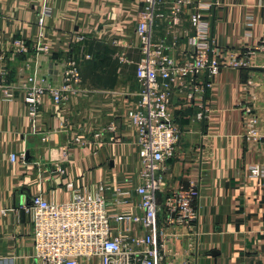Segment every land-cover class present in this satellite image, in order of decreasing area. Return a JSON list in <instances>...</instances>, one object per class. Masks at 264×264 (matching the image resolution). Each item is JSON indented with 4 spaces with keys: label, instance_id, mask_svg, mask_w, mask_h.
Here are the masks:
<instances>
[{
    "label": "crops",
    "instance_id": "0c3cea01",
    "mask_svg": "<svg viewBox=\"0 0 264 264\" xmlns=\"http://www.w3.org/2000/svg\"><path fill=\"white\" fill-rule=\"evenodd\" d=\"M210 1L215 4L204 12L203 22L212 43L248 56L247 48L263 36L264 0ZM196 4L193 0L192 8ZM143 7L144 0H0V264H37L30 221L20 211L31 196L67 202L71 192L65 185L72 182L91 194L99 184L112 185L106 192L111 200L115 188L139 184L135 132L124 114L141 90L135 77L140 58L135 26ZM190 11L179 13L175 23L170 2H155L151 40L171 47L167 53L177 62L187 58L194 34ZM41 30L48 54L34 48L24 56L13 52L16 39L33 47ZM81 35L86 38L78 41ZM122 53L125 61L118 59ZM70 56L87 90L84 95L70 96L58 106L44 95L34 119L20 91L4 99L1 87H15L25 77L58 86ZM248 62L247 68H222L211 78L203 120L196 119L195 104L181 94L171 96L180 137L167 161L165 193L191 183L198 187L199 238L192 264H264V178L250 176V167L261 158L243 139L242 110L250 105L264 134V53ZM206 80L204 73L198 76L200 84ZM111 122L118 128V145L108 141ZM98 132L100 144L94 139ZM76 135L83 136L82 144L73 143ZM58 166L63 175L56 172ZM137 204L133 197L123 212L141 214ZM182 246H175L180 253Z\"/></svg>",
    "mask_w": 264,
    "mask_h": 264
},
{
    "label": "built area",
    "instance_id": "2783aa9c",
    "mask_svg": "<svg viewBox=\"0 0 264 264\" xmlns=\"http://www.w3.org/2000/svg\"><path fill=\"white\" fill-rule=\"evenodd\" d=\"M170 16L176 23L179 13L191 8L189 22L194 34L189 39V53L182 62L170 56L163 43L151 40V25L155 16L156 0H144L135 26L140 58L136 63L135 77L141 86L135 106L125 111L126 125L135 132L134 145L139 151V184L132 188L117 187L113 199L106 197L112 185L99 184L93 194L85 188L67 182L71 192L67 202L53 203L42 195L31 196L22 211L29 219L33 258L37 264H192L199 230V190L196 184L178 186L165 193L167 161L173 157L180 132L173 120L171 96L185 97L186 103L197 106L196 119L203 120L208 112L205 89L211 86V78L222 68H247L248 59L256 53H264V32L260 43L247 48L246 57L234 52H224L209 38L208 27L203 22L204 12L215 2L210 0H168ZM41 30L35 47L23 39L13 42L16 55H27L30 48L42 54L49 53V45L43 42ZM78 36V41L85 39ZM114 44L119 42L114 41ZM249 57V58H248ZM125 61L123 53L118 58ZM207 80L199 83L198 76ZM60 84L52 86L46 80L38 82L25 77L17 83L1 87L4 99H14L16 90L23 94L27 114L34 119L42 97L49 96L54 105L67 102L70 96H82L87 90L82 86L78 65L68 57L60 72ZM250 101V100H249ZM250 104L251 101H250ZM243 139L249 148H255L261 160L250 167V176L264 178V134L259 132L258 118L250 105H244ZM117 125L111 122L106 131L111 134L109 143L120 144ZM101 132L94 135L100 144ZM74 144H82L83 136L76 135ZM15 155L9 156L10 161ZM23 159V155L20 156ZM56 172L65 171L57 167ZM138 198L139 215L123 212ZM161 198V200H160ZM163 216V220L161 219ZM140 230L144 234H140ZM181 253L176 250L182 244Z\"/></svg>",
    "mask_w": 264,
    "mask_h": 264
}]
</instances>
